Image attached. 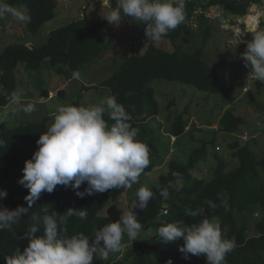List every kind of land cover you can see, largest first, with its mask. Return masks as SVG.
Returning a JSON list of instances; mask_svg holds the SVG:
<instances>
[{"label": "trees", "instance_id": "trees-1", "mask_svg": "<svg viewBox=\"0 0 264 264\" xmlns=\"http://www.w3.org/2000/svg\"><path fill=\"white\" fill-rule=\"evenodd\" d=\"M95 1L89 0L90 3ZM108 1L110 10L116 7V0ZM5 2L27 8L30 19L26 22V30L33 36L55 17V0H5ZM254 5H264V0H203L200 3L185 0V22L164 37L174 45L173 52L161 51L150 44L144 53L132 50L131 54L121 62L114 61L107 66L112 72L111 76L101 82L100 86L108 89L110 96H115L126 110L131 112L129 106H134L135 111L131 112L133 119L130 123L139 130L137 139L148 145L150 151H154L155 141L145 138L143 134L146 132L147 122L158 115V104L152 87L155 80L179 82L214 95H226L235 87L234 83H226L218 74L211 72L202 60V48L195 53L186 54L176 45L179 41L189 42L193 36V27L190 25L192 17L198 10L200 11L197 20L201 39L205 45L211 35L212 23L203 15L206 9L220 6L224 9L225 18L233 15L234 18L243 19L248 16V9ZM260 16L261 13L258 12L255 19ZM247 19V25L255 23V19L254 21L251 18ZM104 23L103 21L89 24L86 18H83L50 32L46 43L42 46L11 44L0 51V109L9 106L11 94L5 95L4 91L14 89V72L20 64L25 65L26 71H39L42 63L48 61L49 68L55 74L72 81L74 71L78 70L81 74L93 61L101 59L108 50L100 34ZM260 27L264 28V22H260ZM247 37L251 38L252 33H247ZM93 87L82 85L72 106H81L83 92ZM258 108L264 111L263 106L258 105ZM104 118L108 119L107 114ZM168 118L172 120V124L166 133L173 137L182 136L188 122ZM49 120L50 118H46L39 123H17L12 127H0V139L6 142L5 146L0 148V177L3 181L9 179L13 170H22L25 161L32 158L38 150L36 141L47 131L46 125ZM245 122L243 117L235 115L231 109H228L218 122L219 131L223 134H238L243 131ZM211 144L213 143L202 142L189 153L185 164L174 160L169 162L167 172L159 177L158 184L149 188L155 195L146 210H139L138 207L132 209V206L126 210L132 209L138 222L142 224L140 233L143 238L133 241L134 248L128 250L125 255L122 254V250L110 254L107 260L94 257L93 264H167L169 260L172 264H207L204 255L197 257L189 254L190 259L183 258V254L178 250L183 245L182 238L175 242H163L159 240L157 234L158 228L167 223L179 221L189 226L192 223H199L201 218L188 217L186 210H194L200 206L205 208L209 218L218 217L225 239L235 237L237 247L226 256L225 264H264V224L261 222L256 224L257 235L247 237L248 227L237 222V216L244 215L248 211L252 213L259 209L264 212V155L259 157L249 143L231 141L227 146L237 165L227 171L224 159L215 156L217 164L211 178L196 177L195 170L206 158ZM159 166L158 160L152 161L144 173L149 174ZM173 173H179V178ZM178 182L180 185L176 186ZM86 187V182L77 190L58 185L52 193L42 192L40 198L28 214L22 216L19 223L13 225L11 230L0 231V264H6L5 257L14 254L17 248L23 252L28 246L29 240L23 237L34 223L33 215L42 217L46 211L49 215L53 213L59 215L69 208L74 211L85 209L88 213L86 220H81L78 216L70 218L67 225L68 236L83 233L94 237L96 231L103 226L117 222L122 213L114 219L104 217L102 213L109 205L121 198L126 188L110 189L104 193L79 198L76 191L83 192ZM165 188L169 192L167 200L160 196V191ZM28 194V190L25 189L19 198L0 203V206L9 210H14L18 206L28 207L25 200ZM225 197L228 199L227 210L220 206L221 199ZM205 200H211L218 207L209 208L204 204ZM136 204L138 205V202ZM39 227L41 231L37 235H42V223ZM124 238L128 239L126 234Z\"/></svg>", "mask_w": 264, "mask_h": 264}, {"label": "clouds", "instance_id": "clouds-1", "mask_svg": "<svg viewBox=\"0 0 264 264\" xmlns=\"http://www.w3.org/2000/svg\"><path fill=\"white\" fill-rule=\"evenodd\" d=\"M6 16L18 23L30 19L21 7L0 0V19ZM122 17L142 22L146 25L147 39L160 41L185 22V0H116V7L104 19L110 25L119 26ZM250 31L253 38L247 42L241 59L256 81L264 82V28L260 27L259 19L251 25ZM72 79H80L78 70L72 73ZM129 107L131 112L135 111L134 106ZM35 110L34 104H23L21 95L13 92L8 110L0 112V123L10 114H31ZM131 112L115 96L106 97L91 107L59 106L54 122L36 141L38 150L25 161L22 179L18 180L28 190L29 194L25 197L28 207L18 206L9 210L0 206V231L11 230L22 216L28 214L42 192L52 193L58 185L77 190L86 182L83 192L76 191L79 198H84L85 195L104 193L110 189L131 188L137 183L150 165V148L137 139L139 130L130 123L133 119ZM5 144L0 139V148ZM173 175L179 178L180 174ZM7 195L6 190H0V199ZM154 195L149 188L141 186L136 192L138 205L133 204L132 209L146 210ZM160 196L167 200L168 190L162 189ZM204 204L212 209L218 207L211 200H205ZM220 206L228 209L226 197L221 199ZM132 209L123 211L117 222L97 230L94 237L83 233L67 235L71 217L87 219L85 209L74 211L69 208L59 215H49L46 211L42 217L33 215L34 223L23 237L29 240L28 246L23 252L17 248L14 254L5 257L6 264H93L94 257L107 260L110 254L122 250L125 234L136 241L142 231V224ZM186 215L200 217V222L189 226L178 221L160 226L157 230L159 240L175 242L182 238L183 245L178 250L184 259H190L189 254L197 257L204 255L207 264H225L226 256L237 247L235 237L225 239L218 217L209 218L203 206L186 210ZM41 223L43 234L37 235L41 231ZM167 264H172V261Z\"/></svg>", "mask_w": 264, "mask_h": 264}, {"label": "rangeland", "instance_id": "rangeland-1", "mask_svg": "<svg viewBox=\"0 0 264 264\" xmlns=\"http://www.w3.org/2000/svg\"><path fill=\"white\" fill-rule=\"evenodd\" d=\"M191 1L200 3L203 0ZM55 2V17L34 36L26 30V22L18 23L10 16L0 19V51L11 44L25 43L35 47L42 46L46 43L50 32L83 18H86L89 24L105 22L100 34L108 50L101 59L93 61L81 72L79 80L70 81L55 74L49 68L48 61L42 63L39 71H26L25 65L20 64L14 72V89H6L4 94L10 95L17 92L21 95L23 104H34L36 110L31 114L23 112L10 114L3 123H0L1 128L12 127L17 123H39L50 118L46 125L48 129L54 122L58 107L72 106L82 85L94 87L83 92L81 106L97 105L102 99L110 96V91L101 87L100 83L111 76L112 72L107 66L112 62L118 60L121 62L123 58L131 54L132 50L144 53L150 44L165 52H173L175 49L167 38L149 41L145 36L146 25L133 18L122 17L119 26L110 25L104 19L110 11L108 0H96L91 3L89 0H55ZM19 7L28 15L25 6ZM253 7L257 11L240 20L230 16L225 18L224 9L220 6L206 9L203 15L212 23L210 24L211 35L205 45L201 39L197 20L200 11L198 10L192 17L190 25L193 27V36L189 42L179 41L176 45L186 54L195 53L202 48V60L211 72L223 78L226 71L230 80L226 79L228 82H225L234 83L235 87L226 95H214L179 82L155 80L152 87L158 104V115L147 122L143 136L155 141L154 151H150V164L158 160L160 166L149 174L142 173L139 181L131 188H126L121 198L109 205L102 216L110 219L117 218L123 211L136 204L138 202L136 192L141 186L147 188L156 186L159 177L167 172L170 161L185 164L189 153L199 147L202 142L213 143L208 149L206 158L198 164L194 173L196 177L205 179L211 178L217 164L215 156L224 159L227 171L237 165L227 146L231 141L238 140L241 144L249 143L259 157L264 155V111L258 108V105L264 107V82L256 81L255 76L250 73L251 70L244 66L241 59L247 42L253 38L247 37V33H251L249 29L251 25H247V18L254 21L256 14L260 12L261 16L257 19L259 22H264V5H254L250 8L253 9ZM8 107L0 109V112L8 110ZM228 109L246 121L243 131L238 134H223L219 131L218 122ZM168 117L188 122L182 136L173 137L166 133L172 124V120ZM24 149L27 148L24 147ZM22 176V170H13L7 181H3L0 177V190H6L8 193L6 198L0 199V203L17 199L23 194L26 188L18 183ZM178 185L180 182L176 183V186ZM250 212L237 216L238 224L248 227L247 237L257 235L256 224L260 222L264 224V212L259 209ZM138 238H143L141 233ZM122 245L124 255L134 248V243L129 238H124Z\"/></svg>", "mask_w": 264, "mask_h": 264}, {"label": "built area", "instance_id": "built-area-1", "mask_svg": "<svg viewBox=\"0 0 264 264\" xmlns=\"http://www.w3.org/2000/svg\"><path fill=\"white\" fill-rule=\"evenodd\" d=\"M253 9H256V8L253 7ZM253 12H255V11H253ZM219 77H220V75H219ZM228 77H229V76H228L227 72L225 71L224 74H223V78L221 77V79L224 80V81H226V79H227V80L229 79ZM229 80H230V79H229ZM226 82H228V81H226Z\"/></svg>", "mask_w": 264, "mask_h": 264}, {"label": "water", "instance_id": "water-1", "mask_svg": "<svg viewBox=\"0 0 264 264\" xmlns=\"http://www.w3.org/2000/svg\"><path fill=\"white\" fill-rule=\"evenodd\" d=\"M257 9H248V15H251L252 13H253V11H256ZM230 17H234L233 15H231ZM235 19L237 20V19H239L240 20V18L239 17H235ZM245 20V19H244Z\"/></svg>", "mask_w": 264, "mask_h": 264}, {"label": "crops", "instance_id": "crops-1", "mask_svg": "<svg viewBox=\"0 0 264 264\" xmlns=\"http://www.w3.org/2000/svg\"><path fill=\"white\" fill-rule=\"evenodd\" d=\"M105 5V4H104Z\"/></svg>", "mask_w": 264, "mask_h": 264}]
</instances>
